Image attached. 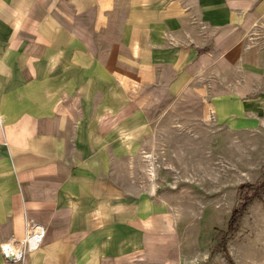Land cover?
<instances>
[{
	"label": "crops",
	"instance_id": "obj_1",
	"mask_svg": "<svg viewBox=\"0 0 264 264\" xmlns=\"http://www.w3.org/2000/svg\"><path fill=\"white\" fill-rule=\"evenodd\" d=\"M263 26L264 0H0V245L45 229L0 264L200 259L130 164L168 114L263 126Z\"/></svg>",
	"mask_w": 264,
	"mask_h": 264
},
{
	"label": "rangeland",
	"instance_id": "obj_2",
	"mask_svg": "<svg viewBox=\"0 0 264 264\" xmlns=\"http://www.w3.org/2000/svg\"><path fill=\"white\" fill-rule=\"evenodd\" d=\"M157 122L152 144L130 168L139 188L162 190L178 221L200 222L201 258L191 264H264V114L263 126L245 130L210 114H168ZM116 165L125 175L127 164ZM244 184L252 185L243 189L246 208L224 243Z\"/></svg>",
	"mask_w": 264,
	"mask_h": 264
},
{
	"label": "built area",
	"instance_id": "obj_3",
	"mask_svg": "<svg viewBox=\"0 0 264 264\" xmlns=\"http://www.w3.org/2000/svg\"><path fill=\"white\" fill-rule=\"evenodd\" d=\"M45 236V229L42 226L33 225L22 239L2 242L0 248L8 260L19 261L26 252L36 250Z\"/></svg>",
	"mask_w": 264,
	"mask_h": 264
},
{
	"label": "trees",
	"instance_id": "obj_4",
	"mask_svg": "<svg viewBox=\"0 0 264 264\" xmlns=\"http://www.w3.org/2000/svg\"><path fill=\"white\" fill-rule=\"evenodd\" d=\"M249 186L252 188L251 184L250 185L244 184V185L240 186V188H239V198L243 199L244 201H243L242 206L240 208H238V207L235 208V210L232 213V216H231V219H230V222H229V229H228V231H226V233L223 236L224 240L222 239L224 241V243H226L225 241H226L227 237L229 236L230 231H232L235 228L236 224L238 223V219L242 215L243 210L246 208V198H247V196L244 195L243 189L246 188V187H249ZM260 186H261V188H262V186H264V181H263L262 184H260ZM224 243L221 244L222 248H224V245H225Z\"/></svg>",
	"mask_w": 264,
	"mask_h": 264
}]
</instances>
